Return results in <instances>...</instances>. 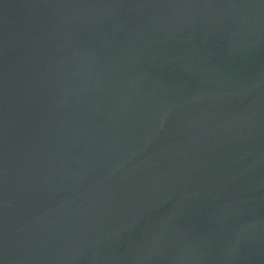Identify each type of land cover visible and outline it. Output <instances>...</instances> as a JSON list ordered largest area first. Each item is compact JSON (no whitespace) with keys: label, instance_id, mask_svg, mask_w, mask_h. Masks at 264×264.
<instances>
[{"label":"water","instance_id":"95a60500","mask_svg":"<svg viewBox=\"0 0 264 264\" xmlns=\"http://www.w3.org/2000/svg\"><path fill=\"white\" fill-rule=\"evenodd\" d=\"M0 264H264V0H0Z\"/></svg>","mask_w":264,"mask_h":264}]
</instances>
